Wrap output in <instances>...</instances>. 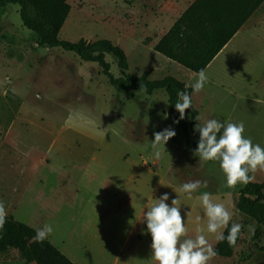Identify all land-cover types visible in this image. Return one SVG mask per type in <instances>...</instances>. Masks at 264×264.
Listing matches in <instances>:
<instances>
[{"label": "rangeland", "instance_id": "rangeland-1", "mask_svg": "<svg viewBox=\"0 0 264 264\" xmlns=\"http://www.w3.org/2000/svg\"><path fill=\"white\" fill-rule=\"evenodd\" d=\"M68 2L61 40L107 39L126 53L127 73L141 75L155 65L150 79L172 76L186 85L195 83L196 73L162 54L141 56L133 51L144 30L142 6L155 12L161 7L159 0ZM126 33L134 37L127 39ZM106 61L110 72L119 77L117 59L106 54ZM224 62L231 63V57L220 56L205 71L208 83L193 94L197 124L208 119L242 121L244 136L264 147L261 69L244 67L247 60L243 59L233 79V69ZM167 105L162 90L151 95L117 92L97 63L81 61L61 48L40 46L35 33L23 26L18 5L0 8V200L8 215L35 229L51 224L54 231L47 239L78 264H156L146 222L132 229L136 216L168 193L166 203L180 202L188 236L194 237L197 227H202L215 246L200 203L207 191L228 207L229 223L243 225L234 254L215 256L209 264H264V227L258 228L235 206L241 185L228 187L218 161L202 160L185 149ZM185 118L189 123L187 109ZM168 127L176 135L164 145H154L153 134ZM250 175L264 184V170ZM190 180L206 181L207 187L191 195L180 191ZM128 193L133 198L125 209L103 211L104 203L110 206ZM197 216L201 217L198 224ZM249 225L255 226L254 234ZM24 262L16 250L0 255V264Z\"/></svg>", "mask_w": 264, "mask_h": 264}, {"label": "trees", "instance_id": "trees-1", "mask_svg": "<svg viewBox=\"0 0 264 264\" xmlns=\"http://www.w3.org/2000/svg\"><path fill=\"white\" fill-rule=\"evenodd\" d=\"M264 0H196L161 37L154 50L167 59L177 62L189 71L196 73L206 69L213 58L233 37L241 25L252 15ZM8 4L19 6V15L24 27L35 33L40 46L61 48L76 54L81 61L95 62L101 74L117 92L141 91L151 95L162 90L167 95V114L174 121L179 119L175 104L180 102L177 95L191 87L172 76L152 80L148 72L141 75L130 74L128 59L124 50L107 39L94 42L80 39L77 42L61 40L59 32L70 12L68 0H0V8ZM106 54L117 59L120 76L110 72ZM190 121L184 119L175 123L181 130L185 149L195 152L199 132L195 131L198 111L193 107L187 109ZM195 139V142L191 141ZM250 175V173H249ZM236 209L253 219L258 228L264 227V184L252 181L240 184ZM232 223H229V228ZM36 229L7 215L6 223L0 230V255L10 250L18 251L24 264H75L48 239L42 243L34 242ZM227 237L228 229L224 230ZM241 232L235 246H230L225 239L216 242V256L230 258L238 245Z\"/></svg>", "mask_w": 264, "mask_h": 264}, {"label": "clouds", "instance_id": "clouds-1", "mask_svg": "<svg viewBox=\"0 0 264 264\" xmlns=\"http://www.w3.org/2000/svg\"><path fill=\"white\" fill-rule=\"evenodd\" d=\"M208 75L204 69H200L195 77V83L186 85L194 92L203 90L208 83ZM180 102L175 104L179 112V120L184 119L185 110L192 107V99L187 91L177 93ZM195 131L199 132V140L195 153L205 161H218L220 168L226 176V184L235 188L237 184L247 185L254 180L257 170H264V147L254 144L250 137H245V126L241 122H221L217 119H208L203 124L195 125ZM153 144H165L176 135L175 130L168 127L160 132H155ZM159 156V152L156 154ZM201 187L206 188L207 182L190 180L181 185L180 191L191 195ZM168 193L162 194L143 213V221L146 222L147 232L151 235L152 257L156 264H209L217 252L212 243L204 234V228L197 227L194 237L188 236V228L181 215L180 202L172 199L169 205ZM200 203L207 217V232L214 234L216 242L227 240L230 246H235L237 238L243 227L240 223L229 222L232 213L224 203L215 201L211 193L205 191L200 196ZM7 208L5 202L0 200V230L7 220ZM201 217L195 218L198 224ZM228 229L225 237L224 230ZM249 232L254 234L255 226H248ZM54 231L51 224L45 223L36 228L34 242L42 243Z\"/></svg>", "mask_w": 264, "mask_h": 264}, {"label": "crops", "instance_id": "crops-1", "mask_svg": "<svg viewBox=\"0 0 264 264\" xmlns=\"http://www.w3.org/2000/svg\"><path fill=\"white\" fill-rule=\"evenodd\" d=\"M161 2L160 9L155 12L149 13L146 11L147 6L144 4V25L142 35H138L139 38L135 40L132 45L133 51L141 56L146 53H154L158 55L157 51L154 50V46L161 39V37L174 25L178 18L196 1V0H159ZM169 21L171 22L169 24ZM127 39H131L134 36L126 33L124 34ZM225 52H227L225 54ZM229 56L232 59L231 63H225L229 65L233 70L231 75L233 79L236 77V74L239 70V62L243 59L247 60V63L244 67L252 69H261L264 76V1L260 6L252 13V15L241 25L233 37L224 45V47L218 52V54L213 58V60L206 67L205 71L210 69L213 63L220 56ZM232 55V56H231ZM174 62V61H173ZM171 65V62H167ZM177 63V62H176ZM156 66H149L145 72H148V78L150 79L151 74L155 71ZM250 71V70H249ZM153 80V79H152ZM217 82L212 80V83ZM223 83V81H222ZM259 85V79L255 81ZM185 84V83H184ZM186 85V84H185ZM225 84H221L222 89H225ZM261 85V84H260ZM264 86V81L262 82ZM193 91L191 93V99H193ZM263 103H264V96ZM193 105V103H192ZM134 176V175H132ZM110 195H107V198ZM132 195L126 194L121 196L117 201L111 205L110 203L107 206V203L103 205V211L113 212L116 208L123 210L127 207L128 204L132 202ZM143 215L136 216L134 220V225L132 229L136 228V225H142L144 221L141 222V217ZM141 222V223H140ZM133 232V231H132ZM73 261V259H72ZM78 264L76 261H73Z\"/></svg>", "mask_w": 264, "mask_h": 264}]
</instances>
